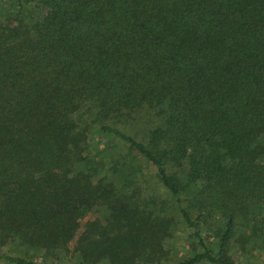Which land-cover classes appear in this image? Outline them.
<instances>
[{"label":"trees","instance_id":"16d2710c","mask_svg":"<svg viewBox=\"0 0 264 264\" xmlns=\"http://www.w3.org/2000/svg\"><path fill=\"white\" fill-rule=\"evenodd\" d=\"M137 160L189 230L175 264H239L264 205V0H0V261L162 264L173 217L107 179Z\"/></svg>","mask_w":264,"mask_h":264},{"label":"rangeland","instance_id":"374dc122","mask_svg":"<svg viewBox=\"0 0 264 264\" xmlns=\"http://www.w3.org/2000/svg\"><path fill=\"white\" fill-rule=\"evenodd\" d=\"M107 145L114 152L123 149L122 144L118 141L109 140L107 141ZM132 164L119 167L118 176L107 179L113 181L121 192H126V195L131 196L134 201L141 204L147 211L161 212V215L173 217L172 233L165 241V253L158 259L159 262L162 264H175L187 256H191L195 252V248L190 244L189 230L179 222V217L176 215L169 192L157 180L154 168L139 160L133 161ZM97 209L92 212V217L104 220V213L99 212ZM251 210L254 213H250V221L247 225L237 226V232L232 238L227 254L239 264H264V205H260L259 208L252 205ZM209 222L211 226L209 230L203 231V235L206 237L205 241L209 248L215 252L217 249V238L214 232L219 225H217L214 219H211ZM252 231H254L255 236L251 237L247 248L242 251L238 248L240 245L236 239L240 235L253 233ZM0 264L6 263L0 261ZM59 264L81 263L76 260H66L61 261Z\"/></svg>","mask_w":264,"mask_h":264}]
</instances>
